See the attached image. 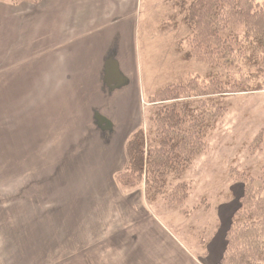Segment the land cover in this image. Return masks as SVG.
I'll return each instance as SVG.
<instances>
[{"label":"rangeland","instance_id":"374dc122","mask_svg":"<svg viewBox=\"0 0 264 264\" xmlns=\"http://www.w3.org/2000/svg\"><path fill=\"white\" fill-rule=\"evenodd\" d=\"M193 1L140 0L139 10L143 129L147 130L160 89L192 83L205 86L211 79L221 85L222 92L210 96L214 105L204 96L217 114V123L207 137L206 150L184 176L189 198L177 208L163 199L149 203L145 186L125 189L120 185L117 177L126 168L116 175L119 188L115 192L93 186L86 191L88 182L95 181L92 155L112 144H107L98 120L92 127H83L75 118L76 111L69 119L68 103L59 98L51 112L44 111L46 135L41 140L34 139L33 129L20 138L18 120H12L9 127L0 124V264H137L146 262L138 248L145 242L139 238L148 233L168 232L198 255H204L224 227L227 237L241 206L245 182L264 176V55L251 60L255 65L246 64L249 52L240 26L235 54L219 55L215 47L209 56L188 57L195 45L194 32L185 24L183 11ZM256 3L263 6L264 0ZM230 62L234 63L231 69ZM2 68L0 86L6 81ZM233 83L262 88L231 91ZM141 196L156 222L124 224L122 229L125 200L136 202ZM85 199L90 202L83 204Z\"/></svg>","mask_w":264,"mask_h":264},{"label":"crops","instance_id":"0c3cea01","mask_svg":"<svg viewBox=\"0 0 264 264\" xmlns=\"http://www.w3.org/2000/svg\"><path fill=\"white\" fill-rule=\"evenodd\" d=\"M139 10L140 0H41L18 5L0 0V65L6 80L0 86V124L9 127L18 120L20 138L33 129L39 140L46 135L44 111L51 112L59 98L68 103L69 119L71 112H79L75 118L83 127L98 120L112 145L92 155L95 181L88 182L86 191L92 186L105 193L119 188L116 175L128 165L126 144L144 124ZM125 201L122 229L124 224L156 222L142 196L136 202ZM221 230L204 255L168 232L148 233L139 238L145 242L138 248L146 262L137 264H222L225 227Z\"/></svg>","mask_w":264,"mask_h":264},{"label":"trees","instance_id":"16d2710c","mask_svg":"<svg viewBox=\"0 0 264 264\" xmlns=\"http://www.w3.org/2000/svg\"><path fill=\"white\" fill-rule=\"evenodd\" d=\"M24 1L37 4L41 0H11L16 5ZM183 13L185 24L194 32L195 45L188 57L209 56L215 47L219 55L235 54L234 40L240 38V26L245 50L249 52L246 64L255 65L251 60L264 55V5L260 6L256 0H195ZM208 61L214 68L215 63ZM233 64L230 62V69ZM211 80L205 86L169 85L157 92L147 130L140 129L127 142L128 165L117 177L123 188L145 186L149 203L163 199L172 208L183 205L189 198L184 176L206 150L207 137L217 123V114H213L207 102L214 105L215 99L210 96L222 91L220 83ZM261 88L260 84L251 87L246 83L230 86L231 91L238 92ZM204 96H209L207 102ZM245 184L241 206L227 232L223 264H264V176L250 177Z\"/></svg>","mask_w":264,"mask_h":264}]
</instances>
